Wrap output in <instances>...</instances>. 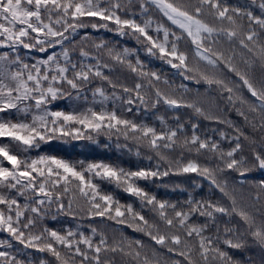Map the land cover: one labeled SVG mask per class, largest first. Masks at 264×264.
I'll use <instances>...</instances> for the list:
<instances>
[{
    "label": "snow or ice",
    "instance_id": "1",
    "mask_svg": "<svg viewBox=\"0 0 264 264\" xmlns=\"http://www.w3.org/2000/svg\"><path fill=\"white\" fill-rule=\"evenodd\" d=\"M146 4L155 5L171 23L181 30L182 35L177 36L174 32H169L168 29H163V42H158L149 34L151 21L145 20L143 24L137 23L135 19H122L117 13L122 9V4L119 0H0V46L8 47L13 52L22 47L24 49H38L40 52H46L48 47L54 48L57 45L62 47V52L57 54L53 52L47 56V59L37 60L34 64L24 63L17 54L15 59H11L8 52L0 53V112L8 109H15L19 104L25 101L34 102L35 108L41 111L42 114L33 116L32 124L27 123H12L0 120V137H11L16 141H22L25 145H32L34 141L51 140L59 133L60 137H72L74 139L81 138L84 133L81 129L100 132L107 128L109 130L115 128L117 131L123 129V135L127 138L129 133L137 142L145 143L149 148L157 150V155L161 160H166L159 149L173 150L177 145L179 133L184 131L183 124H177L175 128L162 129L159 132L156 128L143 123H136L130 119L121 118L117 115V111L100 110L96 111L93 108H88L85 112H68L63 111L48 112L42 106L49 103L50 100H55L59 96L70 95L65 93L63 86L67 84L71 90H75L77 96L82 92L83 86L91 82L92 77L102 78L107 81L115 89L116 84L113 83L107 76L104 75L102 68H109L107 63L101 64L99 58L96 57L97 63L93 64H78L73 63L70 58L69 50L63 48V44L68 40L66 33H75L78 28L85 27L84 18H99L101 21L113 22L120 35H125V29H131L133 35L137 33V39L143 37L150 45L148 52L152 55L158 50L161 58L166 59L167 63L177 69L185 79H193L189 73L198 72L197 69L188 66V56L186 52L179 49L181 40H190L194 46L195 55L201 60L207 62L211 66H216L219 61L224 60L222 52H214L211 44L218 41L212 37L224 35L231 42L238 39L239 45L247 49L250 53L258 56L261 61H264V46L259 47L256 52L249 47L250 43H254L257 37L253 29V25H257L264 30V18L254 16L252 12H241L240 8L229 9L223 6L224 0H196L195 4H184L176 2V0H141L140 7L146 12ZM264 8V3L260 5ZM210 10L209 14L216 20L223 22L227 21L232 27L230 28H215L210 26L200 17L205 14V9ZM235 17L241 19L247 18L248 31L241 35L239 29L243 27L238 24ZM96 28L98 25H91ZM102 27L107 28L108 24L104 23ZM162 26L157 27L159 33ZM173 40L170 42L169 37ZM27 41V42H26ZM208 47H205V44ZM97 49H105L107 45L104 43L97 44ZM131 52L124 48L122 51H115L112 48H107V57L118 64L126 66L133 73H138L140 77L149 78V85L154 87L153 81L159 82L161 77L157 72L143 71V65L137 58L135 65L131 59ZM82 57H89V53L81 49ZM61 57L63 63H61ZM229 68L232 72L242 80L247 86L248 91L253 97L260 101V108L264 110V87L258 91L253 83L246 77L245 74L239 72L230 64ZM55 65V67H52ZM71 74V78L69 75ZM202 79L209 84H218L226 89L229 93V101L231 102L232 88L228 87L222 80H213L203 73H199ZM168 84V80H164ZM142 84H135L134 89L123 87L122 91L129 94L127 104L131 105L135 101L131 98V93L135 91V100L140 104L147 105L150 101L141 95ZM180 89L187 91L186 85H181ZM93 97H101L100 103L108 99L102 87H97L92 92ZM155 100L151 101L152 107H156L161 102L169 108L187 107L193 109L197 114L203 115V110L195 103L186 102L183 97H174L173 95L161 91L159 88L154 92ZM87 99V97H85ZM241 103H244L241 100ZM28 111L27 108L23 109ZM127 111H131L129 107ZM255 111V107L251 108ZM244 116V113H240ZM51 117V127L48 126V118ZM247 120V116L244 117ZM163 123V118L161 117ZM79 125L80 127H75ZM197 125L193 124V135L190 139L184 138L182 147H187L189 151L195 148L197 154L201 151L218 153V163L215 167L202 166L196 160H189L184 163L179 171L184 174H198L201 177L207 178L209 182L215 186L224 195L231 199V211L229 208L219 206L212 201H198L191 197L186 202L189 208L188 211L178 210L175 203L160 201L154 195H149L135 183L138 179H147L149 177H157L160 175H168V171L160 172L159 165L156 170L139 169L137 171L125 172L123 169H117L105 163H89L86 166L83 162L79 165L69 162L65 159L57 158L56 156L45 155L38 159H33L31 162L21 161L16 155L10 154L7 145L0 146V156L4 160L10 162L11 167H5L0 164V188L8 191L9 195H4L0 191V229L7 231L16 240L25 247H37V242L50 240L52 242L45 243L40 251L47 250L51 252L57 260H61L62 264H68V260L61 256V252L55 245H59L67 249L66 255L72 257V264H75V259L80 260V264H102L100 254L104 252L116 253L124 252V241H113L110 245L106 237L101 235L98 242L95 241L96 229H91L92 235L86 236L78 230L67 229L62 234L59 230L44 228L40 234L29 233L26 236L25 230H29L36 225V220L27 217L26 222H22L25 218V212H31L36 217L41 215V206L51 205L53 202L57 204V212L65 210L62 194L59 191L63 190L66 194L69 191H78L88 204L91 205L89 214L99 217L109 216L110 218L124 217L126 213L130 214L134 220L142 222L146 227L152 228L148 221L139 212H134L132 205H127L124 211L121 210L119 202L113 201L111 195H101L98 191V186L93 182L92 176L114 180L118 185L124 186V190L141 199L143 204L150 205L152 210L158 212L159 218L164 221L168 227L179 226L184 229L186 238L197 237L200 256L208 264L209 257L219 264H239L229 256L227 251L221 250L219 244L223 243L227 247L240 249L246 246V240L250 237L253 241L264 247V218L259 221L255 214H250L245 209H238L236 199L225 191L227 181L221 182L217 178V174H224L226 170L236 171L241 177H244L253 168L258 167L264 170V154L254 152L251 161L245 156L237 155L242 152L240 136L235 137V146L229 151L223 152L217 143L201 139L195 134ZM261 129L264 130V123L261 124ZM241 135H243L241 133ZM88 139H92L88 136ZM39 146L38 144L36 145ZM171 164V162H169ZM240 183H244L243 179ZM70 185H74L70 187ZM261 192H264V180H261L258 185ZM15 191L17 195L24 196L26 192H31L35 196V205L29 206V203L23 205V211L16 198L11 197V192ZM261 197L257 194L254 199L259 200ZM97 200L102 203H98ZM6 209L7 212L4 210ZM68 213L71 214L72 202L67 205ZM114 210L115 216H112ZM168 210L174 213L173 216L168 215ZM199 213L212 221L211 226L215 228L214 235H205L209 228V224L190 225L191 217ZM231 216L238 215L244 226V232H240L238 227H229L227 224L221 226L216 222L215 214ZM123 223V220L120 221ZM141 231L144 229L141 228ZM46 234V235H45ZM156 244L164 245L166 241H170L173 246L182 243L179 234H173L170 237L165 235H154L151 231L148 232ZM78 237V238H77ZM235 240V242H234ZM5 241H0V246L5 245ZM137 250L130 251V255L139 258L141 252L138 250L143 247L140 241H135ZM11 248V244H7ZM128 248L132 249V243L128 244ZM169 252H175V247H170ZM89 252L93 253L89 256ZM181 257L187 259V264H193L189 253L180 251ZM0 264H23V261L18 260L16 255L8 251H0ZM144 264H149L148 257H144Z\"/></svg>",
    "mask_w": 264,
    "mask_h": 264
},
{
    "label": "trees",
    "instance_id": "2",
    "mask_svg": "<svg viewBox=\"0 0 264 264\" xmlns=\"http://www.w3.org/2000/svg\"><path fill=\"white\" fill-rule=\"evenodd\" d=\"M116 2V0H114ZM122 4V9L117 13L122 19H135L137 23L143 24L145 20L151 21L149 34L158 42H163V29H168L169 32H174L177 36L182 35L178 26H175L171 21L163 15V13L152 4H146L147 11L141 7V0H119ZM176 2L184 4H195L196 0H176ZM264 0H224L223 6L229 9L240 8L241 12H252L254 16L264 18V8L260 5ZM207 8L205 14L200 17L210 26L219 28H230L227 21L220 22L209 14ZM238 24L243 27L239 29L241 35L248 31L247 18L241 19L235 17ZM85 27L78 28L75 33H66L68 40L63 44V48L69 50L70 58L73 63L78 64H93L97 63L96 57L99 58L101 64L107 63L109 68H102L104 75L116 84L114 89L111 84L99 77H92L91 82L84 85L79 97L75 90H71L70 86L64 84L63 89L66 94L59 96L55 100H50L45 106H42L45 111L57 112H85L88 108H93L96 111L105 110L112 111L115 109L117 115L124 119H130L136 123L146 124L156 128L159 132L162 129L175 128L177 124H183L184 131L179 133L177 145L173 150L159 149V152L166 157V160H161L157 155V150L149 148L145 143L137 142L132 138V134L126 138L123 135V129L117 131L115 128L109 130L107 128L100 132L81 129L84 135L79 139L72 137H60L59 133L51 140L40 141L37 139L32 145H25L22 141H16L11 137H0V146L7 145L10 154L16 155L21 161L31 162L33 159H38L40 156L51 155L57 158L65 159L69 162L79 165L83 162L86 166L89 163H105L117 169H123L125 172L137 171L139 169L156 170L159 165V171H168V175H160L157 177H149L147 179H138L136 185L142 188L150 196L154 195L160 201L175 203L178 210L188 211L187 201L191 197L198 201H212L219 206L229 208L231 211V199L224 195L215 186H213L207 178L201 177L198 174H184L179 171V168L189 160H196L202 166L215 167L218 163V153L201 151L197 154L195 148L191 151L187 147H182L185 137L188 139L193 135L192 125H197L195 134L201 139L215 142L219 145L223 152L229 151L235 146V137L240 136L242 152L237 155V158L245 156L252 160L254 152L264 154V130L261 129V124L264 123V110L260 108V101L251 95L247 86L242 80L232 72L229 68L230 64L253 83L254 87L260 91L264 87V61H261L258 56L250 53L247 49L239 45V40L229 41L224 35H213L220 43L211 44L214 52H222L224 60L218 62L214 67L218 75L213 76L210 73H205L206 61L201 60L195 55L194 46L190 40H181L179 49L186 52L188 56V66L197 69L198 72L189 73L193 79H185L180 72L171 67L166 59L160 57L158 50L155 55L148 52L150 45L147 41L133 35L131 29H125V35H120L117 27L113 22H105L99 18H84ZM95 23L98 26L93 28L91 25ZM104 23L108 27H102ZM162 26V30L158 33L157 27ZM257 34L254 43H250L249 47L256 52L259 47L264 46V30L257 25L252 26ZM173 37H169L171 42ZM27 42V41H26ZM186 42L190 46H186ZM104 43L107 48H112L115 51H122L127 48L132 53L131 59L135 65L139 58L145 72H157L161 77L159 82L153 81L154 87L149 85V78L140 77L138 73H133L126 66L111 61L107 57V48L97 49V44ZM81 49L89 53V57L81 56ZM8 52L11 59H15L18 54L24 63L29 65L34 64L37 60L47 59L48 55L53 52L60 54L62 47L60 45L54 48L48 47L46 52H40L38 49H24L19 47L16 52H13L8 47L0 46V53ZM61 63H63L61 57ZM211 66V65H210ZM55 67V65H52ZM199 73L207 75L213 80H222L232 88L231 102L229 101V93L226 89L218 84H209L201 78ZM71 78V74L69 75ZM164 80L169 83L165 84ZM142 84L141 95L145 96L150 102L147 105H142L138 100H135V91L131 93V98L135 101L133 104H127L130 98L129 94L122 91L123 87L134 89L135 84ZM186 85L187 91L180 89L181 85ZM102 87L105 95L108 97L106 101L100 103L101 97L92 95L95 88ZM169 93L174 97H183L186 102L195 103L203 110V115L197 114L193 109L187 107L169 108L162 102L156 107H152L151 101L155 100V89ZM87 97V99H85ZM241 100L244 103H241ZM255 111H251L252 107ZM131 111H127L128 108ZM27 108L28 111L23 109ZM243 112L244 116L240 113ZM42 112L35 108L34 102L25 101L18 105L15 109H8L0 112V120L12 123H27L32 124L33 116L41 115ZM247 116V120H245ZM163 118V123L160 118ZM51 117L48 118V126L51 125ZM75 127H80L75 125ZM241 133L243 135H241ZM91 136L92 139H88ZM39 145L38 147L36 145ZM171 162V164H169ZM0 164L5 167H11L10 162L0 156ZM93 182L97 184L98 191L101 195H111L113 201L119 202L121 210L124 211L127 205H132L134 212H139L145 217L149 225L154 227L148 228L142 222L134 220L128 213L124 217L110 218L109 216L99 217L89 214L91 207L87 201L80 196L79 192L69 191L64 194L63 190L59 191L62 194L65 210L57 212V204L53 202L51 205L47 203L41 206V215L36 217L31 212H25V218L22 222H26L27 217L36 220L35 227L25 230L26 236L31 234H40L44 228L59 230L63 234L65 230L72 229L83 232L86 236H91V229H96V237L94 242H98L99 237L103 235L111 245L113 241H124V252L117 251L116 253L104 252L100 254L102 264H144V257H148L149 264H187V259L181 257L178 253L184 251L189 253L193 264H205L200 256L198 238H186L184 229L178 225L168 227L164 221L159 218L158 212L152 210L150 205H145L141 199L124 190V186L118 185L114 180H109L100 177H91ZM217 178L223 182L227 181L225 191L236 199L238 209H245L250 214H255L257 220L264 218V192H261L258 185L261 180H264V170L258 167L253 168L244 177H241L236 171L226 170L224 174H217ZM243 179L244 183H240ZM74 188V185H70ZM4 195H9L8 191L0 188ZM259 194L260 199L254 197ZM11 197L16 198L23 211V205L29 203L30 207L35 205V196L31 192H26L24 196H19L15 191L11 192ZM71 200L72 210L68 213L67 205ZM98 203H102L97 200ZM0 208H4L0 205ZM6 212L7 210L4 209ZM168 215L171 217L174 213L168 210ZM112 216H115L114 210ZM216 222L221 226L227 224L229 227H238L240 232H244V226L238 215H221L215 214ZM123 220V223L120 221ZM209 224V228L205 235H214L215 228L211 226L212 221L201 216L199 213L194 214L190 221V225ZM144 230L141 231L140 229ZM151 231L154 235H165L170 237L173 234L181 236L182 243L173 246L170 241H166L164 245L156 244L151 239L148 232ZM46 235V234H45ZM78 238V237H77ZM140 241L143 245L138 249L141 252L139 258L130 255L129 252L137 250L135 241ZM0 241H5L4 246H0V251H8L17 256L18 260L23 261V264H62L61 260H57L51 252L40 251L45 243L52 242L44 240L37 242V247H25L10 233L0 229ZM235 242V240H234ZM132 243V249L128 248V244ZM7 244L12 247L8 248ZM61 252V256L68 260V264H72V257L66 255L67 249L59 245H55ZM170 247H175V252H169ZM221 250L227 251L229 256L239 264H263L264 263V247L253 241L250 237L246 240V246L240 249L230 248L223 243L219 244ZM93 253L89 252V256ZM75 264H80L78 258L75 259ZM208 264H219L209 257Z\"/></svg>",
    "mask_w": 264,
    "mask_h": 264
},
{
    "label": "rangeland",
    "instance_id": "3",
    "mask_svg": "<svg viewBox=\"0 0 264 264\" xmlns=\"http://www.w3.org/2000/svg\"><path fill=\"white\" fill-rule=\"evenodd\" d=\"M203 20V19H202ZM213 40H216L215 38H212ZM185 41H188V40H185ZM216 41H218V40H216ZM216 43H220L219 41L218 42H216ZM186 46L188 47V46H190V44L188 43V42H186ZM205 47H208V44L206 43L205 44ZM205 68L206 69H204V71H205V73H210L211 75H213V76H216V75H218V72H216L215 70V68L214 67H212V66H210V65H206L205 64ZM212 79H213V77H212ZM264 264V263H263Z\"/></svg>",
    "mask_w": 264,
    "mask_h": 264
}]
</instances>
